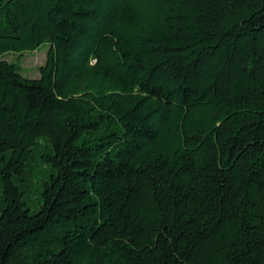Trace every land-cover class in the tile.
I'll use <instances>...</instances> for the list:
<instances>
[{"label": "trees", "instance_id": "obj_1", "mask_svg": "<svg viewBox=\"0 0 264 264\" xmlns=\"http://www.w3.org/2000/svg\"><path fill=\"white\" fill-rule=\"evenodd\" d=\"M0 264H264V0H0Z\"/></svg>", "mask_w": 264, "mask_h": 264}, {"label": "rangeland", "instance_id": "obj_2", "mask_svg": "<svg viewBox=\"0 0 264 264\" xmlns=\"http://www.w3.org/2000/svg\"><path fill=\"white\" fill-rule=\"evenodd\" d=\"M6 1V0H3ZM48 47L43 46L39 51L27 52L20 58L17 55H7L4 59L9 62L18 61L22 67V74L29 79L41 77L39 68L46 62Z\"/></svg>", "mask_w": 264, "mask_h": 264}]
</instances>
